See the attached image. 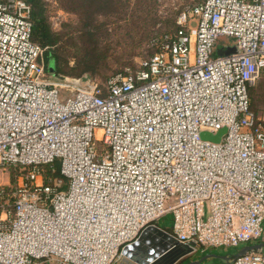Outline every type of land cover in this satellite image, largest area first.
I'll return each instance as SVG.
<instances>
[{
  "label": "built area",
  "instance_id": "built-area-1",
  "mask_svg": "<svg viewBox=\"0 0 264 264\" xmlns=\"http://www.w3.org/2000/svg\"><path fill=\"white\" fill-rule=\"evenodd\" d=\"M30 14L0 0V174L16 181L0 183V264H136L124 249L149 226L200 253L264 242V124L248 94L264 73V0L185 6L104 87L44 79ZM219 37L236 52L212 56ZM55 161L61 178H46ZM222 264H264V249Z\"/></svg>",
  "mask_w": 264,
  "mask_h": 264
},
{
  "label": "rangeland",
  "instance_id": "rangeland-1",
  "mask_svg": "<svg viewBox=\"0 0 264 264\" xmlns=\"http://www.w3.org/2000/svg\"><path fill=\"white\" fill-rule=\"evenodd\" d=\"M201 0H121L116 6L102 8L97 12L100 25L98 31L94 32L96 38L94 55L102 57L104 61L100 65L98 73L90 76L91 80L97 84L103 82L106 75H111L123 71L126 68L134 70L150 54L151 49L148 46V40L151 36L157 35L173 27L174 19L177 13L185 6H191L199 3ZM46 5V14L51 28L54 31L63 29L72 30L75 34H70L75 40H70L66 35L63 40L57 44V48L63 57L69 59V66L74 64L76 54H84L83 41L77 39L78 32L75 27L79 25L74 10L66 0H44ZM66 7L68 10H66ZM64 24L69 27L64 26ZM79 35V34H78ZM231 43L230 38L219 37L213 48L212 56L225 55L228 53L227 46ZM87 54V53H85ZM53 61L49 62L45 69L44 79L54 83L70 84L68 78L54 74L52 69ZM87 75V74H85ZM90 75V74H88ZM264 78V77H262ZM257 83V82H256ZM263 86V85H262ZM264 89V87H262ZM257 94L259 118L264 121V93ZM262 94V95H261ZM1 173V171H0ZM15 177L12 176L10 169H5L0 174V183L14 184ZM63 188V186H62ZM171 204V200L166 205ZM207 211V209H206ZM171 216L168 214L161 218L157 223L169 227ZM246 244H240L238 247H217L212 248L210 253L216 255H234L238 249ZM198 252H192L188 258L201 257ZM219 258H207L200 264H222Z\"/></svg>",
  "mask_w": 264,
  "mask_h": 264
},
{
  "label": "trees",
  "instance_id": "trees-1",
  "mask_svg": "<svg viewBox=\"0 0 264 264\" xmlns=\"http://www.w3.org/2000/svg\"><path fill=\"white\" fill-rule=\"evenodd\" d=\"M30 4L31 14L30 19L32 22V41L38 44L43 49V60L45 69L49 62L53 61L55 72L63 77L70 76L69 78H81L85 74H90L94 76L98 73L101 63L104 61L102 57L94 55L96 50L95 44L93 43L94 38H96L94 32L98 31L100 25H96L98 21L97 12L100 9L109 8L111 6H116L117 3L121 0H66L72 6L70 10H74L77 17H79V25L75 27V32H78L76 36H79L77 39L82 40L83 46L85 48L84 54L74 56V64L69 66V59L63 57L56 47L57 44L63 40V38L68 35L70 40H75L70 34H75L72 30L65 31L60 29L54 31L49 23L48 16L46 14V5L44 0H25ZM66 10L68 8L66 7ZM64 26L69 27L64 24ZM177 25L175 19L173 22V27L170 30L162 31L157 35L151 36L148 40V46L151 49L149 54L155 48L154 39H162L165 34L171 35L175 32ZM87 53V54H85ZM115 74V73H114ZM114 74L106 75L103 78V82L98 84L100 87H104L108 78ZM264 73H260L258 78L254 81L253 85L248 88V94L250 98V109L256 115L260 116V110H258V99L257 94L260 92L264 93ZM93 81V79H92ZM95 82V81H94ZM257 82V83H256ZM263 85V86H262ZM262 95V94H261ZM261 123L264 124V121L260 119ZM44 175L46 178L58 177L61 178L59 174V162L55 161L52 165L44 166ZM12 176L14 177V172L12 171ZM65 182V178H63ZM159 225V224H158ZM160 226V225H159ZM164 229H169L165 225L161 226ZM212 248L207 249L203 253H198L200 256L210 253ZM196 258H184L177 262L176 264H185L190 260Z\"/></svg>",
  "mask_w": 264,
  "mask_h": 264
},
{
  "label": "water",
  "instance_id": "water-1",
  "mask_svg": "<svg viewBox=\"0 0 264 264\" xmlns=\"http://www.w3.org/2000/svg\"><path fill=\"white\" fill-rule=\"evenodd\" d=\"M227 54L236 52L234 40L226 47ZM53 71L54 64L52 66ZM56 74V72L54 73ZM58 75V74H56ZM90 75H84L79 80H74L73 84L78 87H83L90 82ZM225 133V128L220 129L215 135L208 132H202L203 139L218 142L222 134ZM264 249V242L249 243L241 246L238 251L232 256H240L252 250ZM192 249L185 245L178 243L166 231L158 226L147 227L138 238L137 242L133 243L130 247H125L124 253L131 258L136 264H176L180 260L186 258L192 253ZM207 258H219L223 261H229L230 255H216L213 253H206L201 257L190 260L185 264H200Z\"/></svg>",
  "mask_w": 264,
  "mask_h": 264
}]
</instances>
